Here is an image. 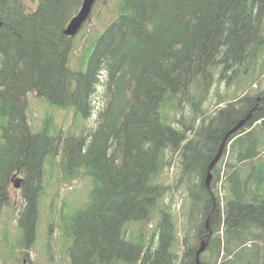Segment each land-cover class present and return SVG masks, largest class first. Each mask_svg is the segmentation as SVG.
Instances as JSON below:
<instances>
[{
	"label": "trees",
	"instance_id": "16d2710c",
	"mask_svg": "<svg viewBox=\"0 0 264 264\" xmlns=\"http://www.w3.org/2000/svg\"><path fill=\"white\" fill-rule=\"evenodd\" d=\"M80 2L0 1V214L12 177L23 178L13 250L34 244L43 166L60 156L63 182L80 170L91 178L88 201L64 226L70 264H196L209 232L200 264H264V108L253 110L264 90L211 115L205 106L216 72H229L227 84L254 78L259 63L264 72V0H112L114 17L86 41L85 71L69 67L78 56L63 35ZM100 84L104 105L90 132L53 136L51 114L32 132L28 94L87 119ZM252 110L208 189L222 139ZM174 166L175 190L183 184L190 201L181 227L163 200Z\"/></svg>",
	"mask_w": 264,
	"mask_h": 264
},
{
	"label": "rangeland",
	"instance_id": "374dc122",
	"mask_svg": "<svg viewBox=\"0 0 264 264\" xmlns=\"http://www.w3.org/2000/svg\"><path fill=\"white\" fill-rule=\"evenodd\" d=\"M102 1L104 0L96 1L90 21L87 22L73 38L75 50L72 54V58L78 56L79 64L76 58L73 60V65L71 60L69 67L72 70H86L87 61L92 52V50L89 49L84 51L88 47L90 48V46L86 44L88 37L94 36L96 32H100L112 17H114V15L111 14L115 6L112 0H107L110 1L109 7H103L101 5ZM77 64L80 65V68L75 69L77 68ZM260 65L261 63L256 66L257 69L254 78L249 79L250 75H248V77L242 78L240 82L238 79H235L229 84H227L229 72L226 74L225 78L220 80L219 72H216L215 85L210 91L209 101L205 104L206 110H209L210 115L213 114L216 109L223 108L227 102L232 101V99L237 96L244 94L257 96L263 91L264 72L258 75ZM239 77L241 76L239 75ZM103 88L101 84L98 86L92 101L94 111L90 118L87 119L80 117V115L78 116L72 108L56 110L57 108L48 106L35 95L28 94L27 119L30 123L32 132L40 130L45 114H51L53 117L54 129L51 132L53 136H57L60 133L64 136H79L90 132L95 128L97 114L104 105V100L102 99ZM219 101L222 104H218ZM59 162L60 156L53 159L48 158L43 166L45 172L43 176V186L45 190L40 198L37 230L35 238L33 239L34 244L31 248L25 249L24 251L19 249L13 250L17 247L21 236L17 219L19 211L23 207V198L21 196V190L15 189L13 183L10 182L8 187L10 196L9 204L0 214V264H22L23 259L27 260V264H70L67 251L64 250L67 249V244L64 239V226L69 221L71 214L81 209L86 201H88L91 189V178L87 176L83 170H80L77 173L78 177L76 179H69L67 180L68 182H63V175ZM180 174L181 170L177 166L167 171L164 177V183L166 186L171 185L173 188L167 192L163 199L165 203L170 204V211L173 215L176 217L178 216L179 227L183 225L182 212H188L190 203V201L187 200L186 190L183 184L175 190V185ZM16 177L22 178L20 174H16ZM198 209H200V207L195 206L192 211L194 210L195 213ZM132 224L134 225L135 223ZM193 226L194 225H190L189 227ZM127 227L128 225L126 228ZM127 230L129 234L130 229ZM144 231H146V229ZM205 235L207 234H204V237ZM204 237L200 239V242ZM126 238L129 240L128 237ZM24 254H26V256Z\"/></svg>",
	"mask_w": 264,
	"mask_h": 264
},
{
	"label": "water",
	"instance_id": "95a60500",
	"mask_svg": "<svg viewBox=\"0 0 264 264\" xmlns=\"http://www.w3.org/2000/svg\"><path fill=\"white\" fill-rule=\"evenodd\" d=\"M1 1V0H0ZM95 0H82V2H80V7L78 9V11L76 12L75 16H73L70 21L67 23L66 27L63 30V35L68 37V38H74L82 29L83 25L86 24L87 22H89V18H90V14L92 12L93 9V5H94ZM1 21H0V28H1ZM259 99V98H258ZM260 109L258 107L253 108V110H257ZM253 110L242 120H240L236 126H234L232 129H230L224 136V138L221 141L220 147L215 155V157L213 158V160L211 161L209 167H208V171H207V178L205 181L206 187L209 189V184L211 181V170L216 166V164L219 162L223 150L228 142V139L235 135L237 132H239L242 128L245 127V125H247V122L251 119V115ZM13 182V186L15 189H21V183H22V179L16 177V175H14L11 179ZM211 237V233H207V235L205 236V238H203L199 244V247L196 251V264H200V260L199 257L201 256V254L205 251L209 239ZM22 264H27V260H23Z\"/></svg>",
	"mask_w": 264,
	"mask_h": 264
},
{
	"label": "flooded vegetation",
	"instance_id": "af4514ba",
	"mask_svg": "<svg viewBox=\"0 0 264 264\" xmlns=\"http://www.w3.org/2000/svg\"><path fill=\"white\" fill-rule=\"evenodd\" d=\"M259 98V99H258ZM257 99H256V107H258V108H260V109H263L264 108V99L262 98V97H258ZM255 108V107H254ZM257 110H259V109H257ZM22 180H23V178H21ZM11 182H13L12 180H11ZM23 182V181H22ZM22 184V183H21ZM23 260H25V259H23Z\"/></svg>",
	"mask_w": 264,
	"mask_h": 264
}]
</instances>
